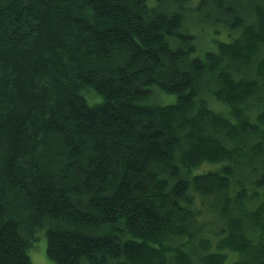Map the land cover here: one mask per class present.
I'll use <instances>...</instances> for the list:
<instances>
[{
  "label": "trees",
  "instance_id": "1",
  "mask_svg": "<svg viewBox=\"0 0 264 264\" xmlns=\"http://www.w3.org/2000/svg\"><path fill=\"white\" fill-rule=\"evenodd\" d=\"M40 232L52 264H264V0H0V264Z\"/></svg>",
  "mask_w": 264,
  "mask_h": 264
},
{
  "label": "rangeland",
  "instance_id": "2",
  "mask_svg": "<svg viewBox=\"0 0 264 264\" xmlns=\"http://www.w3.org/2000/svg\"><path fill=\"white\" fill-rule=\"evenodd\" d=\"M149 3H152L153 0H148ZM197 4V1H195L194 5ZM194 16L197 15L198 12L194 11ZM198 19L196 23L198 29H196L195 34L197 35V38L201 40L199 45V52L205 53V51H211L214 49V45L210 42L211 37L213 34H215L216 30L222 29L221 25L218 24H205L201 22V17L196 16ZM190 19V17H189ZM224 30V28H223ZM221 36V35H220ZM219 36V37H220ZM216 37V36H215ZM174 101V97L172 95H164L163 96V102H172ZM213 102V101H212ZM216 102H213V108L219 109L218 104ZM39 237L41 236L40 240H38L35 243V247L30 250V258H31V264H52V262L47 258L46 256V237L45 235L40 232Z\"/></svg>",
  "mask_w": 264,
  "mask_h": 264
},
{
  "label": "bare ground",
  "instance_id": "3",
  "mask_svg": "<svg viewBox=\"0 0 264 264\" xmlns=\"http://www.w3.org/2000/svg\"><path fill=\"white\" fill-rule=\"evenodd\" d=\"M148 5H149V4H148ZM24 21H25V20H24ZM193 95H194V94H193ZM217 103H218V102H217ZM9 106H10V105H9ZM9 106H8V107H9Z\"/></svg>",
  "mask_w": 264,
  "mask_h": 264
}]
</instances>
